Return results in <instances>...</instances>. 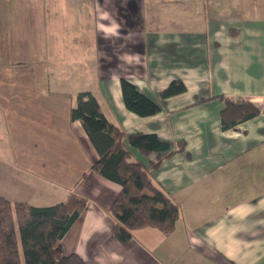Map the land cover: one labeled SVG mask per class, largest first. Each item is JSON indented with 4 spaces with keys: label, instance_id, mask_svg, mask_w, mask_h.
<instances>
[{
    "label": "crops",
    "instance_id": "obj_1",
    "mask_svg": "<svg viewBox=\"0 0 264 264\" xmlns=\"http://www.w3.org/2000/svg\"><path fill=\"white\" fill-rule=\"evenodd\" d=\"M121 79L160 111L126 109ZM172 80L186 91L160 99ZM85 92L125 133L183 142L150 172L179 206L169 234L135 229L128 247L113 236L121 186L91 169L99 155L70 118ZM228 100L260 113L223 129ZM0 194L85 198L61 247L86 264H264V0H0Z\"/></svg>",
    "mask_w": 264,
    "mask_h": 264
},
{
    "label": "trees",
    "instance_id": "obj_2",
    "mask_svg": "<svg viewBox=\"0 0 264 264\" xmlns=\"http://www.w3.org/2000/svg\"><path fill=\"white\" fill-rule=\"evenodd\" d=\"M126 109L139 116H151L160 111L158 102L146 96L126 80L120 81ZM186 91L181 80H172L158 96L165 99ZM260 113V107L249 100H228L222 111V127L232 128ZM71 119H79L99 158L91 169L101 177L118 183L121 190L113 201L109 214L114 219L113 236L128 247L132 231L152 227L169 234L179 215V206L154 184L150 172L162 160L184 149L156 134L125 133L100 113L98 101L90 93H80L70 110ZM144 155L156 153L146 165L131 160L129 147ZM86 205V199L70 196L68 200L50 206H33L12 202L0 194V264H86L76 254L64 255L61 240Z\"/></svg>",
    "mask_w": 264,
    "mask_h": 264
},
{
    "label": "rangeland",
    "instance_id": "obj_3",
    "mask_svg": "<svg viewBox=\"0 0 264 264\" xmlns=\"http://www.w3.org/2000/svg\"><path fill=\"white\" fill-rule=\"evenodd\" d=\"M131 160H134V157L133 156H131V158H130Z\"/></svg>",
    "mask_w": 264,
    "mask_h": 264
}]
</instances>
